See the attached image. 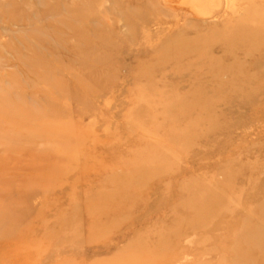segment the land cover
<instances>
[{"label":"rangeland","instance_id":"obj_1","mask_svg":"<svg viewBox=\"0 0 264 264\" xmlns=\"http://www.w3.org/2000/svg\"><path fill=\"white\" fill-rule=\"evenodd\" d=\"M260 12L0 0V264H264Z\"/></svg>","mask_w":264,"mask_h":264},{"label":"bare ground","instance_id":"obj_2","mask_svg":"<svg viewBox=\"0 0 264 264\" xmlns=\"http://www.w3.org/2000/svg\"><path fill=\"white\" fill-rule=\"evenodd\" d=\"M250 18L251 19H247L249 22L248 25H240L241 28L238 30L232 28L234 33L230 34V38L226 39V47H244L246 46L244 43L246 41H258L261 45H264V13H255V15H252Z\"/></svg>","mask_w":264,"mask_h":264}]
</instances>
